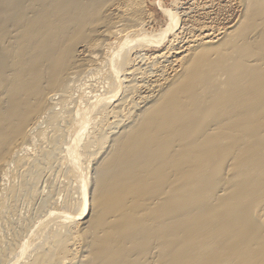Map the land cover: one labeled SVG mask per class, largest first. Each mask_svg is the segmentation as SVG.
Instances as JSON below:
<instances>
[{
  "label": "bare ground",
  "instance_id": "obj_1",
  "mask_svg": "<svg viewBox=\"0 0 264 264\" xmlns=\"http://www.w3.org/2000/svg\"><path fill=\"white\" fill-rule=\"evenodd\" d=\"M230 1L0 0V264H264V0ZM64 160L77 212L8 221Z\"/></svg>",
  "mask_w": 264,
  "mask_h": 264
},
{
  "label": "rangeland",
  "instance_id": "obj_2",
  "mask_svg": "<svg viewBox=\"0 0 264 264\" xmlns=\"http://www.w3.org/2000/svg\"><path fill=\"white\" fill-rule=\"evenodd\" d=\"M175 2L177 3L176 4V8H178V11H179V14L181 16V19L183 18V19L186 20V19H188L190 17H193V19L196 21V23L198 25L199 24L200 25H204L206 23L207 26H213V27H215L214 28L215 30L217 28L218 29L219 28H224L230 22H234V20L237 19V17H238L237 15L240 14V9H237V7H235V6L233 7L232 2L230 0H221V1L220 0H144L145 9L151 15V18H147L146 19L145 26H144V28H146L147 33H152L153 31H159L161 28H164V25H165V23L167 21V18L165 16L164 12L161 11V9L164 6H165L164 8L173 7ZM158 6L160 7V9H159ZM212 6H214V7H212ZM187 7H189V8H187ZM202 7H204V8L201 9ZM197 8H199V9H197ZM191 9H193V10H191ZM182 12H185V13H182ZM188 12H190V14ZM185 14H187V15H185ZM207 17H209V18H207ZM226 18H229V19H226ZM183 19H182V21H183ZM188 25H189V23H188ZM114 39H113V41H114ZM157 49L159 50L160 48H155V47L152 46V48H147L144 52L147 53V54H149V52H150V54H151V52L153 53V51L154 50H157ZM103 52H106V50H104ZM141 54L143 55L142 52H141ZM101 56L103 57V55H101ZM139 60L140 59L137 58L136 65H137V63H139L140 65L144 63V62H139ZM137 66H139V65H137ZM106 69H107V71H105V73L108 74V70H110L111 68H106ZM104 79L105 78H103L101 80V78L99 76H95L92 81H93V84H95L96 86H99V83L102 84V83L105 82ZM41 144L45 146V144L42 143V142H40V141L37 142L36 147H33V145H30L32 149H30V146H27V145H29V143L27 145L25 144V146H27L31 150V153H32L34 150H35L34 152H36L38 150L37 147H39ZM29 149H28V152L25 153L28 156H30L29 155V152H30ZM60 154L63 156L64 152L63 153L61 152ZM80 159H81V156H80ZM66 163L67 162L64 160V161H62V163H59V165L57 164V166L56 165H53L52 167L56 166L55 168H53V171H52V168L51 167H49L51 170L48 169V168L46 169V170H48V172L46 170H44V173L45 172H47V173L46 174L43 173L44 175H43L41 181L38 182V187H39V193H40V195H39V193L37 194L38 195V196H36L37 197L36 198L37 200L33 198L34 200L32 199L30 202H27V203L26 202H24V203H20L19 202L18 206L16 207L15 214H13V215H10L9 214L8 215L9 220L6 219V216L4 215L3 220L1 219L2 222L4 221V219H6L5 222L7 220L8 221H11V220L16 221V218L19 217L20 215L21 216H32V214H34L35 208H37V206H39L41 204L39 201L42 199L43 196H45L47 194V190L50 191V189L52 190V194H50V197H53V198H49L48 199V201H47V207L46 208H43V210H42L43 212L40 211L41 212L40 215L33 216L34 219L36 217L38 221H40V220L41 221H44L45 219H43V218H45L48 215H54V218H57L59 216L60 217L63 216V213L66 216H68V215L70 216L71 214H75L74 212L76 211L77 208H79L78 206H79V203L80 202H79V195H77V193H75V191L77 192L76 189H78V187L75 189L76 186H74L75 185L74 183L76 182V185H78V184H77V181H76V179H75L74 176H72L71 178L69 177L70 174H68V173H71L69 171H72V174L75 173V172H73V167L71 165L67 166L68 164H66ZM80 164H81V166H80ZM80 164H78V166L81 167V168H84L87 165L84 162L83 163L81 162ZM12 168L14 169V166ZM66 168L69 171H67ZM71 168H72V170H71ZM16 169L17 168H15V170ZM15 170H12L11 172H14ZM64 171L65 172H68V173L66 174V173H64ZM15 173H17V172L15 171ZM65 174L67 175L66 177L64 176ZM75 175H76V173H75ZM48 176H49V178H48ZM66 178H69V179L66 180ZM11 179H13V178H11ZM48 180H50L49 183H48ZM60 180H61V182H60ZM67 181H69V182H67ZM1 182L3 183L4 180L1 181ZM70 182H71V184H70ZM47 183H48V185H47ZM50 183H51V185L49 186ZM67 183H69L70 186L67 185ZM43 184H44V187H43ZM2 185H4V184H2ZM1 186H0V188H2ZM66 186H69V188H67ZM73 190H75V191H73ZM43 192H46V194L43 193ZM56 194L60 196V197L58 196V199L59 200L56 199L57 198V195ZM54 199H55V201H54ZM44 209H45V211H44ZM48 211H49V213H48ZM27 213H29V214H27ZM74 217H75V219H78V218H76V216H74ZM74 217L71 216V218H74ZM77 221H79V219ZM9 223L7 224L8 227L10 226ZM2 224H1V221H0V227L3 226L2 228L5 230L6 227H7V225L5 223L4 224V225H6V227H5ZM45 228L46 227H43L42 226V229L43 230ZM22 235L25 236V233L24 234H21V237L24 238V236H22ZM26 235L28 236V234H26ZM27 236H25V239H23V241L24 240L25 241H28L29 240V238H28L29 236L28 237ZM26 237L28 239H26Z\"/></svg>",
  "mask_w": 264,
  "mask_h": 264
}]
</instances>
